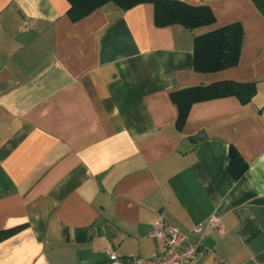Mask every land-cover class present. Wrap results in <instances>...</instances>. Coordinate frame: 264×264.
I'll return each instance as SVG.
<instances>
[{
  "label": "crops",
  "instance_id": "crops-1",
  "mask_svg": "<svg viewBox=\"0 0 264 264\" xmlns=\"http://www.w3.org/2000/svg\"><path fill=\"white\" fill-rule=\"evenodd\" d=\"M180 1L216 22L160 28L153 4L115 3L73 22L68 0H0V231L20 228L0 264L149 257L158 220L190 234L215 213L224 231L197 264H264V0ZM234 24L239 63L197 72L195 39ZM222 81L256 95L196 103L179 131L172 93Z\"/></svg>",
  "mask_w": 264,
  "mask_h": 264
},
{
  "label": "trees",
  "instance_id": "trees-1",
  "mask_svg": "<svg viewBox=\"0 0 264 264\" xmlns=\"http://www.w3.org/2000/svg\"><path fill=\"white\" fill-rule=\"evenodd\" d=\"M71 4L69 17L80 21L108 3H115L123 12L141 4H153L156 26L163 28L182 25L189 30L209 26L216 22V15L209 6H195L180 0H68ZM243 29L234 24L209 32L195 39L194 67L200 73H214L234 67L239 63ZM254 83L222 81L180 89L172 93V100L179 108L177 129L181 131L192 107L199 102L237 97L242 104H249L256 95ZM229 171L235 179L242 178L249 164L233 146L229 152ZM20 228L0 231V242L14 235Z\"/></svg>",
  "mask_w": 264,
  "mask_h": 264
},
{
  "label": "built area",
  "instance_id": "built-area-1",
  "mask_svg": "<svg viewBox=\"0 0 264 264\" xmlns=\"http://www.w3.org/2000/svg\"><path fill=\"white\" fill-rule=\"evenodd\" d=\"M212 230L220 233L224 231L222 219L216 213L198 224L190 234L160 219L155 223L151 235L163 241L165 246L163 253L153 251L149 257L133 255L120 257L112 251L109 255L110 264H197L208 251L204 239ZM191 234L199 237L196 243L191 241Z\"/></svg>",
  "mask_w": 264,
  "mask_h": 264
}]
</instances>
